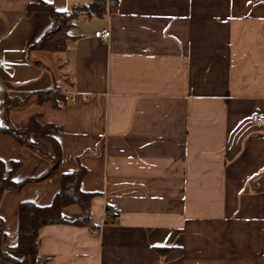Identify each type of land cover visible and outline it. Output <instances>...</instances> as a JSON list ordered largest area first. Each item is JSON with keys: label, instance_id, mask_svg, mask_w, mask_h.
<instances>
[{"label": "crops", "instance_id": "1", "mask_svg": "<svg viewBox=\"0 0 264 264\" xmlns=\"http://www.w3.org/2000/svg\"><path fill=\"white\" fill-rule=\"evenodd\" d=\"M43 1L58 12L92 2ZM28 2L0 0V91L59 90L68 102L32 98L8 113L17 128L35 113L61 125L62 157L56 174L2 194L5 246L17 245L19 205H51L80 164L91 226L43 227L38 264H264V129L250 121L264 113V0H118L74 21L62 53L30 51L53 18L29 16ZM105 29L107 41L95 37ZM31 140L47 155L0 134L6 174L22 162L16 182L55 158Z\"/></svg>", "mask_w": 264, "mask_h": 264}, {"label": "trees", "instance_id": "2", "mask_svg": "<svg viewBox=\"0 0 264 264\" xmlns=\"http://www.w3.org/2000/svg\"><path fill=\"white\" fill-rule=\"evenodd\" d=\"M117 5L118 0H92L88 5L73 6L67 12H58L43 0H29L27 4L29 16L35 12H46L53 18V25L40 40L31 46L30 51L64 52L71 38L69 30L74 21L81 17L88 19L102 17L107 11H115ZM37 64L41 65L39 62ZM0 75L5 79L9 77L2 69H0ZM32 98H36L38 104L48 103L55 110L62 109L68 102L67 95L59 90L36 94H11L0 91V134L11 136L22 146L41 155H47L39 144L31 140L32 135L40 137L52 144L55 158H52L50 169L41 178L27 179L22 182H16L13 179V175L22 166V162H13L11 171L6 174V165L0 160V198L6 190H20L30 182L51 177L57 173L61 162V147L56 139V136L62 133L61 125L44 121L41 113L33 114L27 125L20 128L15 127L8 118L11 109L24 107ZM86 174V169L80 164L76 171L63 174L60 190L49 206H39L30 201L19 205L18 242L15 247L5 246L6 234L3 220L0 218V264H38L39 234L45 226L54 224L91 226L90 208L95 194L84 192L80 188ZM71 205H78L82 209V214L75 217L64 216L62 209ZM159 251L164 252V249Z\"/></svg>", "mask_w": 264, "mask_h": 264}, {"label": "built area", "instance_id": "3", "mask_svg": "<svg viewBox=\"0 0 264 264\" xmlns=\"http://www.w3.org/2000/svg\"><path fill=\"white\" fill-rule=\"evenodd\" d=\"M110 30L109 29H105L102 31H98L95 33V37L103 40V41H107L110 38ZM79 100L81 101H86L87 97L85 95H78V94H72L70 101L73 104H76ZM250 121L252 123V125L257 126L259 128H263L264 129V113H253L250 116ZM113 217L114 215L111 214Z\"/></svg>", "mask_w": 264, "mask_h": 264}, {"label": "snow or ice", "instance_id": "4", "mask_svg": "<svg viewBox=\"0 0 264 264\" xmlns=\"http://www.w3.org/2000/svg\"><path fill=\"white\" fill-rule=\"evenodd\" d=\"M159 246L163 247L164 245H159Z\"/></svg>", "mask_w": 264, "mask_h": 264}, {"label": "rangeland", "instance_id": "5", "mask_svg": "<svg viewBox=\"0 0 264 264\" xmlns=\"http://www.w3.org/2000/svg\"><path fill=\"white\" fill-rule=\"evenodd\" d=\"M30 108V107H29ZM23 116V115H22Z\"/></svg>", "mask_w": 264, "mask_h": 264}]
</instances>
